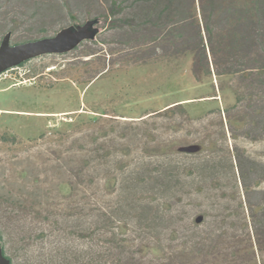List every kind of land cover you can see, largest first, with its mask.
Listing matches in <instances>:
<instances>
[{"label":"rangeland","instance_id":"obj_1","mask_svg":"<svg viewBox=\"0 0 264 264\" xmlns=\"http://www.w3.org/2000/svg\"><path fill=\"white\" fill-rule=\"evenodd\" d=\"M69 8L76 21L59 0H0V40L7 32L11 45L52 36L94 19L87 11L97 6ZM96 28L69 52L0 74L6 255L13 264H166L169 245L225 232L220 264H264V116L245 129L234 123L231 135L223 110L233 102L223 103L214 78L213 87L197 83L189 58L149 63V42L132 48L101 19ZM193 99L206 101L164 111ZM163 171L181 181L171 207L153 184ZM171 214L189 227L173 243ZM205 248L197 247L199 264Z\"/></svg>","mask_w":264,"mask_h":264},{"label":"trees","instance_id":"obj_2","mask_svg":"<svg viewBox=\"0 0 264 264\" xmlns=\"http://www.w3.org/2000/svg\"><path fill=\"white\" fill-rule=\"evenodd\" d=\"M59 1L62 8L68 9L70 21H76L77 17L69 7L79 0ZM94 2L97 8L95 12L94 9L88 10L87 16L101 19L109 31L133 43L132 48L149 42V63L189 58L191 74L197 83L210 81L213 87L211 81L214 78L218 86V96L223 99V103L230 99L233 102L223 110L231 135L234 134L235 124L239 125L236 127L245 129L255 118L264 116V0H94ZM43 37L47 36L40 38ZM137 62L140 61L134 63ZM230 84L234 86L230 87ZM212 97L215 99L216 95ZM203 101L206 100L174 102L166 105L164 111L180 109L186 112L189 104ZM242 102L247 103L246 110L243 114L232 117V110ZM235 168L240 177V185L246 191L248 185L238 161ZM156 175L157 180H154L153 184L160 185L163 193L168 194L166 201L171 207L174 203L172 194L177 193L174 189L181 181L164 171L162 174L157 172ZM262 201L260 207L264 209V200ZM247 207L250 209L252 207L248 201ZM174 218L175 216L171 214L172 221L169 223H173L172 226H168L171 243L178 241L189 228L176 226ZM192 238L169 245L166 264H199L196 255L197 247L200 245H204L207 251V257L202 264H220V258L224 254L221 249H224L226 244L225 232L218 234L206 232L204 236L198 238L193 234ZM0 246L2 255L9 260V264H13L12 259L6 255L1 231ZM153 250L165 253L162 248ZM63 263L78 262L69 260Z\"/></svg>","mask_w":264,"mask_h":264},{"label":"water","instance_id":"obj_3","mask_svg":"<svg viewBox=\"0 0 264 264\" xmlns=\"http://www.w3.org/2000/svg\"><path fill=\"white\" fill-rule=\"evenodd\" d=\"M98 19L86 20L82 24L76 22L60 28L52 36L11 45L7 32L0 40V74L21 63L48 54H63L71 51L81 41L92 40L97 34ZM0 264H9L2 255L0 246Z\"/></svg>","mask_w":264,"mask_h":264},{"label":"crops","instance_id":"obj_4","mask_svg":"<svg viewBox=\"0 0 264 264\" xmlns=\"http://www.w3.org/2000/svg\"><path fill=\"white\" fill-rule=\"evenodd\" d=\"M62 113H64V112H62ZM62 113H59V114H62Z\"/></svg>","mask_w":264,"mask_h":264}]
</instances>
